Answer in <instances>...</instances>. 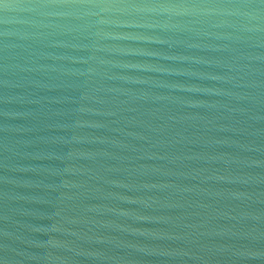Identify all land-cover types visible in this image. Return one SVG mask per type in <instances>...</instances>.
Masks as SVG:
<instances>
[{"label":"water","instance_id":"95a60500","mask_svg":"<svg viewBox=\"0 0 264 264\" xmlns=\"http://www.w3.org/2000/svg\"><path fill=\"white\" fill-rule=\"evenodd\" d=\"M0 264H264V0H0Z\"/></svg>","mask_w":264,"mask_h":264}]
</instances>
